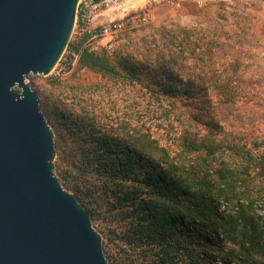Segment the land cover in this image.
Returning <instances> with one entry per match:
<instances>
[{"label": "trees", "instance_id": "1", "mask_svg": "<svg viewBox=\"0 0 264 264\" xmlns=\"http://www.w3.org/2000/svg\"><path fill=\"white\" fill-rule=\"evenodd\" d=\"M195 31L177 28L173 40L142 47L138 59L121 46L92 50L84 31L68 42L63 72L47 78L72 101L83 100L79 71L114 87L138 84L163 108L160 117H169L162 107L169 100L188 122L175 129L179 151L173 155L147 130L112 133L93 114L61 110L60 100L40 106L61 128L56 175L72 182L90 216L85 203L122 223L115 240L124 254L106 256L108 264H253L249 259L264 252V218L254 210L264 196V151L256 150L253 134L258 120L264 125V107L247 94L251 87L227 32L198 38ZM245 120L253 131L233 128ZM210 158L215 163L205 169ZM253 179L263 183L257 191L249 188ZM223 204L227 209H220Z\"/></svg>", "mask_w": 264, "mask_h": 264}, {"label": "water", "instance_id": "2", "mask_svg": "<svg viewBox=\"0 0 264 264\" xmlns=\"http://www.w3.org/2000/svg\"><path fill=\"white\" fill-rule=\"evenodd\" d=\"M78 2L0 0V264H108L90 214L55 174L54 135L27 81L59 62Z\"/></svg>", "mask_w": 264, "mask_h": 264}, {"label": "rangeland", "instance_id": "3", "mask_svg": "<svg viewBox=\"0 0 264 264\" xmlns=\"http://www.w3.org/2000/svg\"><path fill=\"white\" fill-rule=\"evenodd\" d=\"M109 23L121 24V31L117 36L105 37L100 42V38L97 37L99 28L101 24L106 25ZM177 28L196 29L195 34L198 38H201L203 33L210 36L212 31L218 29L227 32L231 44L240 54V71L243 72L251 87L248 88L247 94L264 107V0H222L221 2L206 3L203 6L197 5L193 0H126L120 5L109 9L106 13H102L100 18H97L83 29L74 25L70 40L85 31L91 34V49L94 45H98L97 50H99L102 47L101 43L109 41L111 44L110 49L121 46L125 53H129V55L138 59L142 47L153 44L163 46L165 41H171L173 40L172 36L178 35ZM164 39L166 40L164 41ZM68 54L69 51L65 49L64 57ZM63 55L48 76L30 75L27 80L33 91L36 92V89H38L39 107L45 108L44 105L46 104H51L53 107L54 101L60 100L61 110L72 115L83 112V114L90 117L93 114L97 117V121L105 124L106 128L112 133H129L136 127L142 131H149L153 138L157 139L158 144L167 147L173 155L179 151L175 141V134L177 137L178 132L175 133V129L178 130L187 126L188 122L186 117L179 110H176V107L171 105L169 100L162 102V107L166 106L171 111L168 118H163L160 117V111L163 108L160 109L152 102L142 86L135 84L114 87L105 84L104 81L92 73L79 71L82 74L79 81L85 85L81 94L83 100L72 101L69 99L70 94L68 92L62 94L47 83L48 77L58 76L63 72L61 65L64 59ZM74 64L75 62L73 66ZM68 83H71V80ZM90 84H99V88L88 89ZM15 90L19 91L17 88ZM46 120L54 135V145L59 139L61 142L60 126L53 118ZM242 123L244 126L234 121L233 128L236 131L253 129L247 125V120ZM172 124L174 129L171 128ZM253 130L254 136L257 137L256 150L264 151L263 123L258 120ZM66 143L71 145V140L68 139ZM56 158L57 152L54 163ZM216 158L231 161V158L224 154H218ZM213 163H215L214 158L208 159L204 168L207 169L206 166L208 164L211 166ZM56 176L59 179L58 174ZM60 183L69 193H74L73 184L70 180L64 181L61 178ZM262 185L263 183L260 180L253 179L250 181L249 188L257 191ZM238 189L242 190V187ZM85 205L88 209L93 210L91 222L94 229L101 235L102 243L106 247L105 253L103 252L105 258L106 256L108 258L112 256L119 259V255L124 253L117 245L118 241L115 240V236L122 223L110 222L111 217L107 215L105 208L94 209L89 203H85ZM227 207L228 205L223 204L220 209H227ZM254 210L264 218V196L255 202ZM117 246L118 249H116ZM249 262L264 264V252L261 251L253 255ZM201 264H208V262L203 260ZM212 264L220 263L214 260Z\"/></svg>", "mask_w": 264, "mask_h": 264}, {"label": "built area", "instance_id": "4", "mask_svg": "<svg viewBox=\"0 0 264 264\" xmlns=\"http://www.w3.org/2000/svg\"><path fill=\"white\" fill-rule=\"evenodd\" d=\"M126 0H79L76 12H75V27L83 29L89 26L96 17L106 13L109 9L114 8ZM222 0H193L199 6H203L206 3L221 2ZM139 20V19H138ZM140 21V20H139ZM121 31V24L109 23L106 25L101 24L97 37H99L100 42L105 37L117 36ZM99 42V43H100ZM102 47L105 49H110L111 44L109 41L101 43ZM98 45H94L92 50H97Z\"/></svg>", "mask_w": 264, "mask_h": 264}, {"label": "crops", "instance_id": "5", "mask_svg": "<svg viewBox=\"0 0 264 264\" xmlns=\"http://www.w3.org/2000/svg\"><path fill=\"white\" fill-rule=\"evenodd\" d=\"M100 16H101V15H99L98 17H96V18L94 19V21H95L97 18H100Z\"/></svg>", "mask_w": 264, "mask_h": 264}]
</instances>
